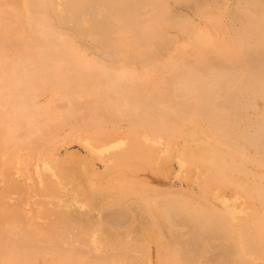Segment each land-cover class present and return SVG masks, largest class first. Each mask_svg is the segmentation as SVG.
<instances>
[{
  "label": "bare ground",
  "instance_id": "6f19581e",
  "mask_svg": "<svg viewBox=\"0 0 264 264\" xmlns=\"http://www.w3.org/2000/svg\"><path fill=\"white\" fill-rule=\"evenodd\" d=\"M0 116V264H264V0H0Z\"/></svg>",
  "mask_w": 264,
  "mask_h": 264
},
{
  "label": "rangeland",
  "instance_id": "374dc122",
  "mask_svg": "<svg viewBox=\"0 0 264 264\" xmlns=\"http://www.w3.org/2000/svg\"><path fill=\"white\" fill-rule=\"evenodd\" d=\"M61 13H63V12H61ZM2 118L3 117L0 116V119H2ZM58 136H59V134H58ZM72 144L76 145L75 147H80L81 149L84 148L81 144H79V142H73ZM22 145H23V143L20 140H16V141H14L12 139L6 140V139L3 138V136L0 135V169L2 167L6 168V167H10L11 166V164H9L8 162H5L4 159H3V151H4V149L7 148V147H10L11 150H15L18 147H21ZM50 145L51 144L49 143L46 146L45 151L49 148ZM163 146H165V145H163ZM71 149H73V148H71ZM84 153H86V152H84ZM21 154H23V155H31L30 156V158L32 159L31 162H33L35 160V158H37L36 154H39V153L38 152H34L33 149L30 147L29 149H22L21 150ZM25 157L26 156H24L23 159H25ZM96 162L99 164V167H101V168L103 167L104 162L102 160L98 159ZM13 166L15 167V163L13 164ZM174 167H175L176 171L178 172L179 169H180L178 162H176V161L174 162ZM31 168L33 169L34 166L31 165ZM33 170H35V168ZM155 174L160 176V177H164V178L167 177L166 174H163L161 172H157ZM47 175L53 179V182L56 180V178L53 176V174L50 171L47 172ZM207 175H210V174H207ZM126 179L127 178H125V180ZM173 179H174V181H173L174 184L176 186H179V179L172 178L171 180H173ZM112 180H113V178H112ZM34 181H35V186L38 187V177L37 176H34ZM126 185L129 186L127 182H126ZM36 190L39 193L43 192L42 188H39V187ZM46 197L51 200V203H50L51 206H49L48 208H50L51 210L52 209H59V207L57 205H52V204H54L53 201L55 200L53 198L54 197L53 195L49 194ZM38 205L39 204H37V206ZM50 209L46 210V209L43 208L42 210L45 211V212L43 211V214L38 212V211H32V214H31V211H25V212L23 211V212H21L18 209L20 211L19 212L16 209H11V210H7V212H6L5 216H4V220L5 221L15 220L23 228H26L27 226H30L32 223H34V226L32 225L31 229H33V227L37 228V229L45 228V226L49 225V221H50L49 216H52L49 213L51 211ZM39 210H41V209H39ZM40 215L44 218V220H43V218L39 219ZM42 223H44V224H42ZM38 254H40V252ZM50 257L51 256H48L47 258H50ZM33 259H34V264H43V255H37Z\"/></svg>",
  "mask_w": 264,
  "mask_h": 264
}]
</instances>
